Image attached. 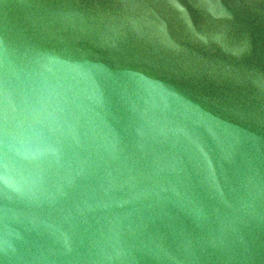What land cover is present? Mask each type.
<instances>
[{
    "label": "water",
    "instance_id": "95a60500",
    "mask_svg": "<svg viewBox=\"0 0 264 264\" xmlns=\"http://www.w3.org/2000/svg\"><path fill=\"white\" fill-rule=\"evenodd\" d=\"M0 264H264V0H0Z\"/></svg>",
    "mask_w": 264,
    "mask_h": 264
}]
</instances>
